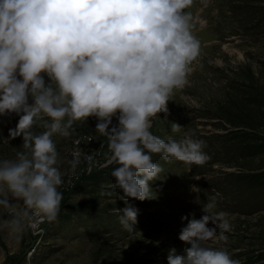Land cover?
<instances>
[{
	"label": "clouds",
	"instance_id": "obj_1",
	"mask_svg": "<svg viewBox=\"0 0 264 264\" xmlns=\"http://www.w3.org/2000/svg\"><path fill=\"white\" fill-rule=\"evenodd\" d=\"M192 3L0 0V116H19L9 139L22 136L24 149L15 159H0V208L6 211L0 229L19 239L57 219L64 181L53 136L69 137L78 120L95 117V129L108 137L117 165L111 175L127 197L119 222L129 232L139 210L128 198L153 199L150 182L165 173L153 154L194 165L208 161L203 140L188 133L165 140L150 130L152 117L168 113L170 96L186 85L199 55L193 17L185 11ZM42 117L49 118L46 131L34 134ZM181 128L172 124L173 132ZM68 163L75 171L80 161ZM215 208L213 198L200 218L194 212L181 217L187 224L179 239L190 246L184 254L171 248L167 264H240L208 243H226L232 228L227 214Z\"/></svg>",
	"mask_w": 264,
	"mask_h": 264
},
{
	"label": "rangeland",
	"instance_id": "obj_2",
	"mask_svg": "<svg viewBox=\"0 0 264 264\" xmlns=\"http://www.w3.org/2000/svg\"><path fill=\"white\" fill-rule=\"evenodd\" d=\"M185 11L193 17L199 55L186 85L170 96L168 113L152 117L150 130L165 140L185 133L203 140L208 161L153 154L165 173L150 182L153 199L128 198L139 210L129 232L119 222L127 197L111 175L117 165L108 137L95 129V117L75 121L69 137L53 136L64 181L57 219L19 239L0 229V264H167L171 248L184 254L190 246L179 239L187 224L181 217L200 218L213 198L214 211L225 212L232 228L226 243H208L240 264H264V0H193ZM18 119L0 116V159L24 151L22 136L9 139ZM48 122L42 117L31 130L42 133ZM173 123L182 125L180 132ZM74 158L80 161L75 171L68 163Z\"/></svg>",
	"mask_w": 264,
	"mask_h": 264
}]
</instances>
